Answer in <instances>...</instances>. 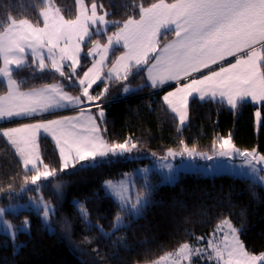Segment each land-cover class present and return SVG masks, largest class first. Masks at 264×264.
<instances>
[{"label": "snow or ice", "instance_id": "snow-or-ice-1", "mask_svg": "<svg viewBox=\"0 0 264 264\" xmlns=\"http://www.w3.org/2000/svg\"><path fill=\"white\" fill-rule=\"evenodd\" d=\"M75 3L74 18H66L54 0H39L40 19L35 22L27 18L17 19L7 12L2 14L4 19H0V78L6 82V92L0 95V121L30 118L63 108L78 110L76 116L0 129V136L19 157L25 172V184L37 186L36 191H39L38 182L57 174V170L45 163L40 155L37 137L41 130L52 136L59 149L60 171L75 168L81 162L91 165L98 158L109 155L122 156L137 148L131 137L123 143H109L102 135L106 129L97 122L104 118L103 109L96 105L98 116H93L81 107L99 100L108 92L105 86L101 93L91 94L89 90L97 81H127L133 70L141 71L145 66L153 88L173 80L177 83L187 80L163 97L164 104L178 120L177 131L189 120L190 98L217 101L231 110H237L249 101L264 105V0H154L147 5L139 0L134 4L138 13L123 21L107 19L110 13L103 10V3L98 4L97 0H91L90 5L85 0H75ZM98 8L103 14L98 13ZM109 26H115L116 30L109 33ZM100 35L106 37L105 43L93 38ZM168 35L174 38L168 40ZM85 41L91 45L87 52L84 51ZM117 45L125 50L111 61V68L104 76L109 54ZM82 53L85 59L97 55L99 59H93L91 67L80 74L77 69L81 67ZM228 57L236 59L225 66L222 62ZM212 65H219L218 70H213ZM25 68H32L34 73L58 74L68 82V87L78 88L80 94L71 95L65 91L63 83L22 91L24 81H18L14 72ZM204 69L209 70L208 74L200 78L194 76ZM123 90L127 93L131 89L125 85ZM255 123L257 127L262 124L259 108L255 111ZM180 145L181 151L169 148L160 159L177 155L213 158L198 152L195 146L189 147L184 140H180ZM213 148L220 157H241L255 181L264 184V175L260 174L264 172V154L256 148H237L231 133L227 138H220L219 144H213ZM84 166L81 164L82 168ZM163 167L169 172L172 170L171 164ZM105 186L117 195L121 212L142 215L143 208L150 202L151 186L147 180L144 187L148 191L143 195L137 192L134 200L127 195L128 181H106ZM39 205L44 222L51 230L48 222L54 208L43 197ZM77 207L81 218L92 227L87 209L78 202ZM8 210L14 211L15 208H0V225L15 245L18 232L30 234V221L25 220L19 229H14L3 218ZM95 227L105 237L111 236L101 226ZM120 227L126 225L123 216L117 213L113 229ZM240 232L241 228L223 218L215 226L206 246L184 242L174 251L145 264H194V258H199L201 264L204 261L211 264H264V252L259 255L250 253L240 239ZM120 239L122 242L123 238ZM195 240L199 242L204 237H195Z\"/></svg>", "mask_w": 264, "mask_h": 264}, {"label": "trees", "instance_id": "trees-1", "mask_svg": "<svg viewBox=\"0 0 264 264\" xmlns=\"http://www.w3.org/2000/svg\"><path fill=\"white\" fill-rule=\"evenodd\" d=\"M38 2L0 0V19H4L2 14L7 12L17 19L27 18L35 22L40 19ZM85 2L90 5L91 0ZM138 2L97 0L98 4L103 3V10L110 13L108 19L117 21L136 15L138 9L134 4ZM143 2L147 5L154 0ZM54 3L66 18H74L77 10L75 0H54ZM103 10L99 9L101 13ZM115 30V26H109V33ZM93 38L106 42L104 35ZM173 38L171 35L167 37L168 40ZM89 47L91 45L87 42L84 51L87 52ZM121 52V49H115L111 54L104 76H107L111 61ZM81 55V67L77 71L80 74L92 63L89 57L85 59L84 54ZM146 70L147 66L141 71L133 70L127 81H97L90 89L95 95L108 87V92L98 100L105 112L100 124L102 129H106L104 138L109 143H123L131 137L137 143L135 158H111L83 168L76 164L75 168L60 171L56 145L50 137H40V155L45 163L57 170L56 176L42 182L41 187L45 200L55 208L51 216L53 230L50 231L41 215L33 210L7 213V218L15 226L28 219L30 234L18 233L14 245L7 235L0 232V264H145L174 251L184 242L199 244L195 237H210L223 218L230 219L233 225L241 228L240 239L250 253L258 255L264 252V188L251 179L230 174L210 177L200 173H181L174 184H165L160 182V175L154 174L150 202L143 208V214L137 217L121 212L119 204L106 193L105 181L131 173L138 165H145L153 158L165 156L169 148L181 150L180 140L189 147L195 146L197 151L213 153V144L218 145L220 138H227L231 133L237 148H256L264 154V105L260 106L262 124L257 130V107L251 103L245 102L237 110H231L216 101L192 99L189 120L177 131L178 120L162 98L169 88L154 91L155 88L147 82ZM14 77L24 81L21 90L63 83L65 91L71 95L80 94L78 88L68 87V82L55 73H34L32 68H25L15 71ZM125 85L139 86V89L124 95ZM5 92L6 84L0 78V95ZM24 175L15 149L0 136L2 204L18 199L16 193L29 184H25ZM135 181L139 192L143 193L146 189L143 179L138 177ZM56 185L59 186L58 191ZM77 202L87 209L92 227L81 218ZM117 213L125 218L126 227L114 230ZM96 225L111 236L102 235ZM120 238H123L122 242Z\"/></svg>", "mask_w": 264, "mask_h": 264}, {"label": "rangeland", "instance_id": "rangeland-1", "mask_svg": "<svg viewBox=\"0 0 264 264\" xmlns=\"http://www.w3.org/2000/svg\"><path fill=\"white\" fill-rule=\"evenodd\" d=\"M98 13L103 14V11L101 13L98 9ZM107 19H108V17H107ZM86 43H87V41H85V44ZM89 58L91 60H93V57H89ZM1 79L3 80V78H1ZM3 82L6 84V82L4 80H3ZM127 86H129L131 90L127 93H125L123 90L124 95H128L129 93L135 92L139 89V86H133V85H127ZM164 89H166V88H164ZM164 89L155 88L154 91H161ZM89 104L92 105L91 108H95L94 114L98 115L99 109L96 107V105L100 106L99 101L98 100L92 101V103L89 102ZM104 117H105V112H104ZM37 122H40V121H37ZM259 128H260V126L257 127V129H259ZM40 134H41V136L44 135V136H48V137L52 138V136L49 133H46L43 130H41L38 135H40ZM173 150L177 151V152L181 151V150H176V149H173ZM39 152H40V149H39ZM198 152H200V151H198ZM201 153H206L207 155H210L213 158L209 160V159H205L199 155L195 156L194 158L189 157L187 155H184V156L177 155L174 158L169 157L167 160H161L160 158H153V160L151 162H149L145 165H138L131 173H127V174H125L119 178L110 179L107 181H113L114 183H118L122 180L128 181L127 195L132 197L133 200L135 199L137 192H139V189L136 186V181H135L136 178H138V177L142 178L144 185H145L146 180H147V183L149 185H151V182L153 181L152 175H154V174L160 175L161 176L160 182L165 183V184H174L181 173H200V174L210 176V177H212L214 175H218V174H230V175H234V176L245 177V178H248V179L255 181L254 177L250 173V169L247 167V165H245L244 160L241 157H232V158L220 157V156H217L215 154V151L213 153H207V152H201ZM119 157L135 158L136 157L135 149L133 150V152L126 153L122 156L109 155L108 157L98 158L97 161H102V160L111 159V158H119ZM81 164L89 165L88 162H81ZM166 164H171V166H172L171 172H169V170L166 167H163V165H166ZM69 168H67V169H69ZM67 169H64V170H67ZM145 169H147V172L144 171ZM260 174L264 175V172H262ZM50 178H52V177H50ZM42 182H44V181L42 180V181L38 182L39 191L35 190V188L37 186H33L29 183L27 185V187L21 189L19 192L16 193V196H18L17 200L11 201L7 204H2L0 201V208L9 209L10 206H14V208H15L14 211L8 210L4 213V217H3L4 220H6L10 224H12L10 222V220L7 218V213H16V212L21 211V210H33L34 212L39 213L41 215L42 221L45 224L44 219H43V211H42L41 206L39 205L40 198L43 197V200L45 202L52 205L53 208H54V206H53V204H51L50 202L45 200L44 195L41 191ZM255 182L259 183L264 188V184H262L258 181H255ZM104 188H105L106 193L109 196H111L113 198V200L116 203H118L120 206V200L118 199L117 195L112 190L107 188L105 186V183H104ZM55 189L58 191L59 186L56 185ZM147 191L148 190L145 189L143 191V193H141V194L143 195ZM148 199H149V197H148ZM54 212H55V208H54V211L51 212L49 215V222L48 223H49L50 228H51L50 231L53 230V227L51 225V216L54 214ZM133 216L137 217L136 215H133ZM123 219H124V223H125V218L123 217ZM22 224L18 225V226H15L13 224L12 225L14 226V229H19L22 226ZM0 232L4 233L2 225H0ZM18 233H20V232H18ZM18 233H17V235H18ZM5 235H7V234H5ZM211 235H212V233H211ZM211 235L207 239L204 238V240L199 241V244H197V245L193 244V245L194 246H206L207 240L211 238ZM255 255H257V254H255ZM194 264H201L199 258H194ZM203 264H211V262L204 261Z\"/></svg>", "mask_w": 264, "mask_h": 264}, {"label": "crops", "instance_id": "crops-1", "mask_svg": "<svg viewBox=\"0 0 264 264\" xmlns=\"http://www.w3.org/2000/svg\"><path fill=\"white\" fill-rule=\"evenodd\" d=\"M115 49H121L122 52L125 50L122 46L120 45H117V46H114ZM112 53L109 54V57L111 56ZM108 57V59H109ZM93 59H99V56L97 55L96 57H94ZM235 57H228L226 61L222 62L225 66L227 65V63H234L235 62ZM108 62V61H107ZM107 62H106V65H107ZM92 65V63H91ZM91 65L89 67H91ZM111 68V67H110ZM109 68V69H110ZM219 68V65H212V69L213 70H218ZM67 70V69H66ZM78 71V69H77ZM109 71V70H108ZM208 69H204L201 73H195L194 76L196 78H200L202 75H206L208 74ZM108 74V72H107ZM146 79H147V70H146ZM115 80V79H113ZM147 82L149 83L150 85V82L148 81L147 79ZM188 81L187 80H181L179 83H177V81H169L167 83H165L164 85L160 86V87H156L157 89H164V88H169L163 95V97L170 91H175V89L179 86H182L184 83H187ZM151 86V85H150ZM22 91H27V90H22ZM132 93V92H131ZM130 94V93H129ZM192 99H198V98H190V101ZM199 100V99H198ZM209 99H205L204 101H208ZM189 101V103H190ZM201 101V100H200ZM213 101V100H211ZM217 102V101H216ZM92 103V102H91ZM247 103H251L253 105H255L257 108L260 109V104H255V103H252V102H247ZM89 105V102L82 105L81 107H84L85 110H86V113L88 114H91L93 116H98L96 114H94V109L95 108H87ZM226 105V104H225ZM229 107V106H228ZM78 115V110L77 109H73V108H63V109H56L54 110V112H51V113H43V114H40V115H36V116H33V117H30V118H13L12 120H6V121H0V129H4V128H15V127H19L21 126L22 124H30V123H37V121H42V120H48V119H58L59 117L61 116H76ZM97 122L99 124H101V120H97ZM257 128V126H256ZM258 130V129H257ZM102 135H103V131H102ZM44 136V135H42ZM104 136V135H103ZM41 137V134L38 135L37 137V143L39 145V139ZM51 138V137H50ZM52 139V138H51ZM53 140V139H52ZM54 144L56 145L55 141L53 140ZM57 147V145H56ZM58 149V147H57ZM59 151V149H58Z\"/></svg>", "mask_w": 264, "mask_h": 264}, {"label": "built area", "instance_id": "built-area-1", "mask_svg": "<svg viewBox=\"0 0 264 264\" xmlns=\"http://www.w3.org/2000/svg\"><path fill=\"white\" fill-rule=\"evenodd\" d=\"M88 108H90V106Z\"/></svg>", "mask_w": 264, "mask_h": 264}]
</instances>
